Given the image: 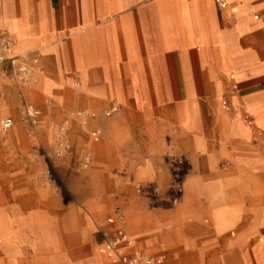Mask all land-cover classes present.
Masks as SVG:
<instances>
[{
  "label": "rangeland",
  "instance_id": "obj_1",
  "mask_svg": "<svg viewBox=\"0 0 264 264\" xmlns=\"http://www.w3.org/2000/svg\"><path fill=\"white\" fill-rule=\"evenodd\" d=\"M38 81L24 90L38 111L32 131L18 87L0 75V104L8 97L10 111L0 120L14 121L10 131H0V204L26 202L38 215L37 248L23 252L28 263L51 252L58 260L90 258L102 232L113 231L107 219L118 210L127 232L146 252L164 254L165 264H256L253 248L264 243V136L246 114L240 111L253 135L224 137L214 120L217 108L201 105L191 134L153 106L140 113L114 101L117 111L105 116L110 100L89 106L73 96L38 94ZM222 102L218 108L230 107ZM77 111L93 117L82 124ZM61 134L66 151L58 144ZM0 239H19L1 214Z\"/></svg>",
  "mask_w": 264,
  "mask_h": 264
},
{
  "label": "crops",
  "instance_id": "obj_2",
  "mask_svg": "<svg viewBox=\"0 0 264 264\" xmlns=\"http://www.w3.org/2000/svg\"><path fill=\"white\" fill-rule=\"evenodd\" d=\"M222 1L224 6L215 0H0V31L12 36L15 54L38 57V94L73 96L89 106L116 101L140 113L153 106L191 134L200 106H215L222 135L227 121L239 139L253 135V128L264 136V0ZM221 98L229 108H218ZM7 101L0 115L10 112ZM0 214L19 236L11 244L0 239V264H98L104 239L116 230L165 264L164 254L143 250L116 211L111 223L107 219L113 231L102 232L90 258L58 260L51 252L28 263L23 252L37 248L38 215L21 201L8 208L0 204ZM263 249L264 243L253 248L256 264H264Z\"/></svg>",
  "mask_w": 264,
  "mask_h": 264
},
{
  "label": "built area",
  "instance_id": "obj_3",
  "mask_svg": "<svg viewBox=\"0 0 264 264\" xmlns=\"http://www.w3.org/2000/svg\"><path fill=\"white\" fill-rule=\"evenodd\" d=\"M220 6L225 3L222 0H215ZM14 40L10 34L0 31V75L8 72L9 77L13 80L19 89V97L22 106L23 120L34 131L37 125V111L27 101L24 90L34 85L38 81V75L42 68L39 64L38 57H30L28 53L15 54L13 51ZM117 111V106L112 104L104 112L105 116H110ZM76 117L82 124L92 118L86 111H77ZM14 121L11 117H4L0 120V131L6 133L11 130ZM58 144L64 151L68 150L65 144L64 134L58 139ZM176 199H174V202ZM118 218H121L119 211H116ZM113 218H109L108 222H112ZM102 256L111 264H163L161 256H153L144 254L135 247L134 240L130 238L124 231L116 230V232L104 239L101 247Z\"/></svg>",
  "mask_w": 264,
  "mask_h": 264
},
{
  "label": "bare ground",
  "instance_id": "obj_4",
  "mask_svg": "<svg viewBox=\"0 0 264 264\" xmlns=\"http://www.w3.org/2000/svg\"><path fill=\"white\" fill-rule=\"evenodd\" d=\"M36 85V84H35ZM119 103V102H118ZM213 103H214V101H213ZM128 106V105H127ZM167 108V107H166ZM165 108V109H166ZM164 109V110H165ZM172 110V109H171ZM132 112V111H131ZM218 112V111H217ZM239 113V112H238ZM136 114V113H135ZM219 114V113H218ZM165 116V115H164ZM170 116V115H169ZM175 116V115H174ZM144 117V116H143ZM168 119V118H167ZM175 120V119H174ZM139 121V120H138ZM188 123V120H184V123ZM168 123H170V122H168ZM235 124V123H234ZM174 128V127H173ZM183 128V127H182ZM132 129V128H131ZM167 130H169V129H167ZM235 130L233 129V126L232 125H229L226 121L224 122V128H223V130H222V133H223V135H224V137H227V136H231V134H232V132H234ZM163 132V131H162ZM169 133V132H168ZM176 133V132H175ZM181 134H183V133H181ZM134 135V134H133ZM173 135V134H172ZM185 135V134H184ZM183 135V136H184ZM175 136V135H174ZM173 136V137H174ZM195 137H197L196 135H194ZM229 138V137H228ZM235 138V137H234ZM233 138V139H234ZM142 139V138H141ZM230 139V138H229ZM135 141H136V139H135ZM200 141V140H199ZM137 142V141H136ZM153 143H154V141H152ZM195 143V142H194ZM192 144H193V142H192ZM196 144V143H195ZM194 144V145H195ZM158 145V144H157ZM156 145V146H157ZM167 146V145H166ZM193 146V145H192ZM206 146V145H205ZM164 147V146H163ZM195 147V146H194ZM140 149H141V147H140ZM157 149H158V147H157ZM196 149V148H195ZM172 150V149H171ZM63 151V150H62ZM61 151V152H62ZM166 151V150H165ZM170 151V150H169ZM175 151V150H174ZM207 151V150H206ZM146 152H147V150H146ZM201 152V151H200ZM145 154V153H144ZM172 154V153H171ZM178 154V153H177ZM176 154V155H177ZM201 154V153H200ZM202 157V156H201ZM190 158V157H189ZM195 158V157H194ZM196 159V158H195ZM202 160V159H201ZM205 160V159H204ZM203 160V161H204ZM206 161V160H205ZM188 162V161H187ZM186 162V163H187ZM197 162V161H196ZM199 162V161H198ZM189 165V164H188ZM199 166V165H198ZM205 166V165H204ZM196 167H197V165H196ZM200 168V167H199ZM194 169H195V167H194ZM194 169H192V170H194ZM205 171V170H204ZM166 172V171H165ZM195 172V171H194ZM200 172H202V171H200ZM162 175H164V174H162ZM165 176H166V174H165ZM207 177V176H206ZM211 178V177H210ZM209 178V179H210ZM163 179H164V177H163ZM166 179V178H165ZM203 182V181H202ZM205 182V181H204ZM196 183H198L197 181H193V182H191L190 184H189V186L187 187V189H186V193H185V198L186 199H188V197H189V194H190V192H191V189H193L194 187H195V185H196ZM161 184V183H160ZM164 186V185H163ZM200 186V185H199ZM207 187H208V185H207ZM200 189V188H199ZM203 189V188H202ZM202 191V190H201ZM224 192V191H223ZM202 193V192H201ZM207 193V192H206ZM195 195V194H194ZM208 196V195H207ZM199 205V204H198ZM200 207V206H199ZM138 224V223H137ZM139 226V225H138ZM105 261V260H104Z\"/></svg>",
  "mask_w": 264,
  "mask_h": 264
}]
</instances>
